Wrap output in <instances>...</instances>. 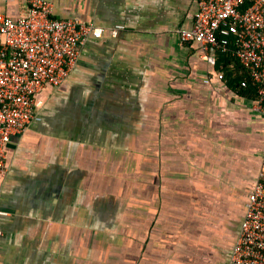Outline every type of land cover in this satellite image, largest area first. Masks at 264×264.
I'll return each instance as SVG.
<instances>
[{"label": "crops", "instance_id": "0c3cea01", "mask_svg": "<svg viewBox=\"0 0 264 264\" xmlns=\"http://www.w3.org/2000/svg\"><path fill=\"white\" fill-rule=\"evenodd\" d=\"M47 1L103 32L5 146L0 264H225L264 169V119L180 38L195 0Z\"/></svg>", "mask_w": 264, "mask_h": 264}, {"label": "built area", "instance_id": "2783aa9c", "mask_svg": "<svg viewBox=\"0 0 264 264\" xmlns=\"http://www.w3.org/2000/svg\"><path fill=\"white\" fill-rule=\"evenodd\" d=\"M195 2L193 24L179 31L180 38L194 41L199 56L212 66L218 53H230L245 69L247 77L240 84L252 86V108L264 119V0ZM120 29L123 26L116 25L110 31L115 35ZM102 32L77 18L53 16L47 0H28L16 17L0 13V175L6 168V144L41 119L43 102L37 94L46 87H60L84 42ZM216 76L225 79L223 71L217 70ZM0 215L5 212L0 210ZM225 264H264V169L248 193Z\"/></svg>", "mask_w": 264, "mask_h": 264}, {"label": "trees", "instance_id": "16d2710c", "mask_svg": "<svg viewBox=\"0 0 264 264\" xmlns=\"http://www.w3.org/2000/svg\"><path fill=\"white\" fill-rule=\"evenodd\" d=\"M230 64H232V67H230ZM215 69L223 71L227 86L235 93L251 99L254 97V89L251 85L241 86V80L247 77L246 71L230 53H218Z\"/></svg>", "mask_w": 264, "mask_h": 264}]
</instances>
